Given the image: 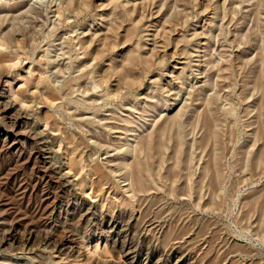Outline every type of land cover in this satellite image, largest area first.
Listing matches in <instances>:
<instances>
[{
    "label": "rangeland",
    "instance_id": "374dc122",
    "mask_svg": "<svg viewBox=\"0 0 264 264\" xmlns=\"http://www.w3.org/2000/svg\"><path fill=\"white\" fill-rule=\"evenodd\" d=\"M34 1L0 0V264H264V0Z\"/></svg>",
    "mask_w": 264,
    "mask_h": 264
},
{
    "label": "bare ground",
    "instance_id": "6f19581e",
    "mask_svg": "<svg viewBox=\"0 0 264 264\" xmlns=\"http://www.w3.org/2000/svg\"><path fill=\"white\" fill-rule=\"evenodd\" d=\"M48 1H50V0H36V1H34V4L36 3L37 5L39 4V5H44L46 2H48ZM57 5L58 6H60L61 4L60 3H57ZM4 78H1L0 79V90H3V89H1L2 88V80H3ZM4 83V82H3ZM2 94V93H1ZM3 95V94H2ZM1 104V103H0ZM10 105H12V104H10ZM8 106V105H7ZM10 107V106H9ZM4 108V107H3ZM4 110V109H3ZM8 110V109H7ZM13 110V109H12ZM5 111V110H4ZM12 118V117H11ZM16 121H17V119H16ZM15 122V121H14ZM12 124H13V122H12ZM20 127H24L23 125H21ZM22 129V128H21ZM31 137V135L28 137V134L26 133V132H22V130L18 133H16V134H9V135H7L5 138H4V146L7 148V150H9V151H14V152H18V151H20L21 149H22V147H23V145H24V143H25V141H27L29 138ZM33 137V136H32ZM34 140H35V138H33ZM32 139V140H33ZM27 143V142H26ZM24 147H26V146H24ZM45 150H38V151H34V152H32V153H30V155H29V159H31V158H41L42 160H47L48 159V157H47V154L44 152ZM49 155V154H48ZM51 155V154H50ZM51 157V156H50ZM44 162V161H43ZM51 162V161H50ZM51 164V163H50ZM45 165V164H44ZM49 166V165H48ZM50 167V166H49ZM54 167V166H53ZM51 170V169H50ZM47 171V170H46ZM51 171H53V170H51ZM57 172V171H56ZM55 172V173H56ZM68 175V174H67ZM58 176V175H57ZM66 176V174H64V177ZM50 178V177H49ZM68 178H70V177H68ZM71 179V178H70ZM58 180V179H57ZM68 180V179H67ZM62 181V180H61ZM59 182H60V180H59ZM66 182V181H65ZM69 182V181H68ZM88 211V210H87ZM29 241H31V240H29ZM27 243V242H26Z\"/></svg>",
    "mask_w": 264,
    "mask_h": 264
}]
</instances>
